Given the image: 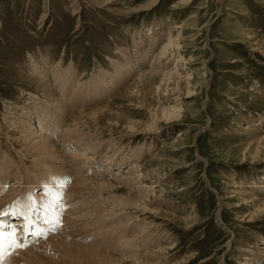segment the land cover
Masks as SVG:
<instances>
[{"label":"rangeland","instance_id":"rangeland-1","mask_svg":"<svg viewBox=\"0 0 264 264\" xmlns=\"http://www.w3.org/2000/svg\"><path fill=\"white\" fill-rule=\"evenodd\" d=\"M168 39L177 44L175 58L166 53L161 59L167 77L143 76ZM41 62L48 66H41L44 74L34 68ZM55 73L65 90L53 83ZM50 96L63 105L58 124L78 132L67 138L99 142L96 156L85 158H95L94 164H75L68 155L77 150L64 149L56 127L47 135L59 150L42 157L19 153L23 131L36 130L34 101L47 103ZM168 106L180 109L179 117L158 119L149 129L154 113ZM24 109L30 114L22 116ZM13 120L24 129L10 128ZM248 124L264 135V0H0V155L20 165L46 162L40 174H56L69 190L82 171L103 183L77 185L91 191L74 211L83 221L62 215L66 226L50 233L67 240L45 245L48 251L80 261L93 246L108 252V239L122 227L130 236L147 225L174 245L159 264L245 262L264 247V209L254 207L264 203V151L249 145L241 130ZM61 155L68 168L58 161ZM135 162L146 175L142 184L154 190L149 198L155 206L147 209L127 207L121 197L138 187L113 180ZM101 165L106 172L96 174ZM12 175L5 186L13 184ZM251 187L256 199L246 203L244 191ZM48 241L41 236L34 244Z\"/></svg>","mask_w":264,"mask_h":264},{"label":"bare ground","instance_id":"bare-ground-1","mask_svg":"<svg viewBox=\"0 0 264 264\" xmlns=\"http://www.w3.org/2000/svg\"><path fill=\"white\" fill-rule=\"evenodd\" d=\"M169 39L167 42H163V43L161 42V50L163 51L161 56H159V58H156V61L154 63L156 65L154 66V68L148 69L146 73L143 72V76L151 77L156 75H162L160 76L161 78L167 77L166 74L164 75V71L162 72V68L167 65V61L165 63H161L163 61L161 59L164 57L166 53L169 54L171 58L172 57L175 58L173 55H174V49L177 44L173 40H169ZM157 60L159 61L157 62ZM34 66H35L34 67L35 71H38V73L40 74H44L45 73L44 69L48 68V66L47 65H46L47 67L44 66L42 62L41 65H37L35 63ZM41 66H43L44 69ZM119 66L120 69L124 67L122 64ZM141 70L142 68L140 69V71ZM57 73L59 75L61 72H57ZM128 73H130V68ZM56 77L57 76L55 73L52 77L53 83H55V85L59 87L60 85L58 84H61V80H57ZM98 83L100 82L98 81ZM42 86L43 88H46L45 85ZM60 88L65 90L63 86H60ZM52 97L53 96H50V98L47 100V103L39 99L34 101V107L31 108V111L34 112L36 111V116L33 117L36 120V123L34 124L35 125L34 128L36 130L34 132L30 131L28 133L23 131V134L24 136H26L25 137L26 139L21 143L20 147L23 150L19 151V153L23 152L26 154H33L40 157L45 155L49 156L51 153L50 151L55 150V148L57 149L59 148L57 147V143H54L53 141L48 139L49 135H47L48 130L51 129V127L53 129L56 127L57 130L62 128V130H60V135L57 140L59 143L61 142L64 143V149H67V146H70L69 147L70 149L77 150L76 154L73 153L72 155L71 153L72 157L71 155H68L70 159L74 158L72 160L73 162L76 159V160H85V162H87L88 164H92V163L94 164L95 158L94 159H90L91 157L89 159H85V158L88 155V153H90V155L92 156H96L95 152L100 147V144H98L99 142L98 143L96 142V144L91 143L90 142L91 139L88 138L89 140L83 143L80 142L79 140L75 141L70 138H67L70 134V131H73L75 133L78 132L74 129L69 130L70 126L67 124H66L67 126L58 124L57 119L59 120L60 115L61 114L63 115V108H62L63 105L62 103H60L59 106H56V104H52L51 103ZM44 106L45 109L43 108ZM168 107L169 108L162 109L159 114L158 112L154 113L153 115L154 117H152V121L154 123L148 126L149 129L154 128V124L158 119L172 120V119H177L179 117L178 113L180 109L175 108L174 106H168ZM43 111H46L48 114L44 115L43 117L37 115V112H43ZM24 112L30 114V110L29 111L25 110L22 112L21 114L22 116H24L23 114ZM33 120H30V123ZM10 123L12 125L10 128H13L14 130H16L15 127L17 129L22 128L21 126L18 127L17 120H13ZM24 126L25 125H23L22 129H24ZM130 126L131 124H128L127 126L128 129H132ZM72 127L77 128V126L75 125H72ZM57 130H53V132ZM241 130L242 132H247L248 136L250 137L249 145H252V147L257 152H260V150L264 151V135H259L258 129L251 126V124H248L247 127H242ZM20 138H24V137L22 136ZM64 139H67V141H64ZM70 141H72V143ZM75 143L77 146L74 145ZM66 144H73V145L71 146ZM116 155H112V156H116ZM113 158L115 159V157ZM33 159L34 158H32L31 160ZM34 161H35L34 163L33 161L32 163H30L31 161L30 162L27 161L28 164L30 163L29 165H25L26 163H23L21 161L24 165H20L18 162L16 163V161L12 162V158H10L7 154L5 155L4 153H2V155H0V178H1L0 180V235H1L0 254L4 252V254L2 255L4 257L0 261V264H65L66 259H68V264H159L163 260L165 254L169 253L168 250L173 249L174 245L171 242V240H167L166 238L162 240L163 237L158 238L157 235L158 230H155L154 232L152 228H149L147 225H144L141 228L135 230L130 236L128 234L129 228H127L126 226L122 227L123 228L122 232L116 233V235L118 236H114V238L108 239L109 243L107 242V247H106L108 248L107 249L108 252L95 250L92 249L94 246L92 248L89 246V248H91V251L90 252L88 251L85 254H83L80 258V261L75 260V257H71L67 254L59 255L56 250L54 251L57 254L48 251L45 245H48L49 243L55 245L56 243H62L67 240L65 235H59L63 227L66 226L59 220L62 215L74 216L72 217L73 219H71V221H73L74 223L75 221H79V223L83 221V217L79 213L76 214L74 211L76 212L79 211L78 209L79 206L85 200L84 196L89 195L91 191H89L88 193L84 192L82 188L77 185H80L84 188L86 185L93 186V184L94 185L100 184L101 186L103 183L101 184L99 180L98 182L96 181V179H93L92 178L93 175L92 176L90 175L91 176L90 178H85L84 175L86 172L82 171L79 174L80 176L77 175L80 178L73 176L72 180L70 181L71 185H69V186H73V188L69 190V188L67 187L64 188L67 182L63 183L61 181H56V177H57L56 174H51V175L40 174V172H45V170L47 169L46 162L39 165L36 163V159H34ZM58 161L64 163L65 168L69 167L67 162L68 161L67 157H62L61 155L59 156ZM112 161H110V163ZM78 162L79 161H77L76 163ZM137 163L138 162H135L127 166V170H126L127 172L125 173L126 176H124L123 173H122L123 175L116 173L113 177V180L114 181L117 180V182H120L121 186L123 185L132 190L138 187V190L134 191L136 194L132 196H129L128 194L129 196L128 198L121 197L122 201L124 202V204L127 205V207L134 206L138 208L143 207L144 209H147L148 206L149 208L155 206L153 204H150L151 198H149V195L153 193L154 190L153 188L147 187L142 184L141 180L143 178H146V175L141 174L140 171L137 170V168H140L139 164ZM79 167L81 168V166ZM100 167L101 169L98 168L97 170L98 173L96 174L99 173L103 174L104 172H106L107 165H101ZM1 174H5L6 176L3 177ZM11 174H13L12 175L13 177L12 179L14 180L13 184L12 185L10 184L11 186H7V185L5 186V179L10 177ZM93 174L95 175V173ZM81 175L84 177L82 178ZM49 176H52L53 178H49ZM75 182H76V186L80 188L79 194L77 193ZM110 184L112 183L110 182ZM37 189H41V190L37 192L35 191ZM252 190H254L253 187L244 191L246 197L245 200L247 201L246 203H254L255 197L252 196L253 194L251 193ZM71 204L75 205L72 206L74 207V209L70 208ZM256 206L259 209H264L263 208L264 203L259 204V201L254 203L255 210H257ZM151 209H148V211ZM253 209L254 208L252 207L251 211ZM60 211H62L61 214ZM256 213L255 215H257ZM10 215L12 216L15 215L16 217L15 220H8V217ZM221 224L225 229L228 228L223 223ZM128 225L129 223L127 224V226ZM55 228H58L59 230V233L57 234L56 232V235L50 233V230H53L54 232ZM228 230L230 229L228 228ZM26 232H27L26 236H30L29 241L27 243L25 242L27 239L24 241L22 240V237ZM40 235L47 236L49 241L46 244H44V242L39 244H34L35 243L34 241H36L37 237H39ZM227 246L229 247V244ZM83 247L84 246H82L81 248ZM103 247L105 248V246ZM257 249L258 251L254 250L255 255L250 254V257H247L244 260L245 262H242L241 264H264V253H263L264 247L262 246L261 248L257 246ZM165 251H167V253H165ZM90 253H93L94 255H91ZM184 263L185 262L181 264ZM175 264H179V263H175Z\"/></svg>","mask_w":264,"mask_h":264}]
</instances>
